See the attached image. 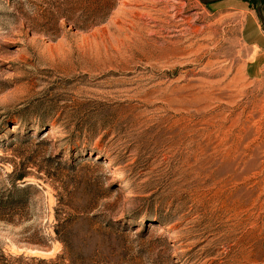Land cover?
Masks as SVG:
<instances>
[{
	"label": "rangeland",
	"instance_id": "rangeland-1",
	"mask_svg": "<svg viewBox=\"0 0 264 264\" xmlns=\"http://www.w3.org/2000/svg\"><path fill=\"white\" fill-rule=\"evenodd\" d=\"M248 12L264 0H0V250L264 264Z\"/></svg>",
	"mask_w": 264,
	"mask_h": 264
},
{
	"label": "crops",
	"instance_id": "crops-1",
	"mask_svg": "<svg viewBox=\"0 0 264 264\" xmlns=\"http://www.w3.org/2000/svg\"><path fill=\"white\" fill-rule=\"evenodd\" d=\"M242 31L245 44L251 50V57L245 65L246 76L251 80L260 79L264 75V28L262 22L260 25L256 15L248 12Z\"/></svg>",
	"mask_w": 264,
	"mask_h": 264
},
{
	"label": "trees",
	"instance_id": "trees-1",
	"mask_svg": "<svg viewBox=\"0 0 264 264\" xmlns=\"http://www.w3.org/2000/svg\"><path fill=\"white\" fill-rule=\"evenodd\" d=\"M24 177L25 176H20L19 179H23ZM24 191H25V189L23 190V192ZM10 196L11 195H9V197ZM12 200L13 201H11V199L9 198L7 203L17 202V199H12ZM69 229H70V226H69V228L67 226L64 227L63 234L65 236L70 233V232H68ZM56 232L58 235L60 234L58 232V230ZM59 240H62L61 237H59ZM63 256H65V255H63ZM59 258H61V256H59L57 258V260H52V259L47 260V259H43V258H39V257H27L24 255L6 254L4 251L0 250V264H77L76 261H74V260L73 261L71 260L69 263L59 262L58 261Z\"/></svg>",
	"mask_w": 264,
	"mask_h": 264
},
{
	"label": "water",
	"instance_id": "water-1",
	"mask_svg": "<svg viewBox=\"0 0 264 264\" xmlns=\"http://www.w3.org/2000/svg\"><path fill=\"white\" fill-rule=\"evenodd\" d=\"M201 1L204 2V3H212V2H215V1H218V0H201ZM257 1H259L260 4L262 3V0H257ZM261 19H262V25H263V28H264V19H263V17Z\"/></svg>",
	"mask_w": 264,
	"mask_h": 264
},
{
	"label": "bare ground",
	"instance_id": "bare-ground-1",
	"mask_svg": "<svg viewBox=\"0 0 264 264\" xmlns=\"http://www.w3.org/2000/svg\"><path fill=\"white\" fill-rule=\"evenodd\" d=\"M122 41H123V40H122ZM51 132H57V130L53 129V130H51Z\"/></svg>",
	"mask_w": 264,
	"mask_h": 264
}]
</instances>
